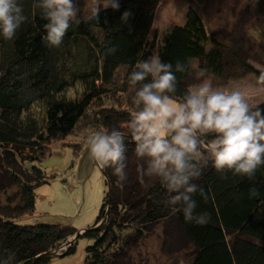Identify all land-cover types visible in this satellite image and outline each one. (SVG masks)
<instances>
[{
	"label": "trees",
	"instance_id": "trees-1",
	"mask_svg": "<svg viewBox=\"0 0 264 264\" xmlns=\"http://www.w3.org/2000/svg\"><path fill=\"white\" fill-rule=\"evenodd\" d=\"M18 2L27 21L12 40L0 36V261L14 254L11 264H49L73 253L84 236L93 242L82 264H134V252L146 237L157 232L166 245L180 230L192 247L188 264H264V166L245 177L218 173L209 163L192 181L208 196L193 194L196 213L210 214L206 224L197 225L185 222L182 212L173 213L158 181L145 177L147 186L140 184L137 167L143 161L135 156L133 143L125 153L123 186H117L112 168H101L107 191L97 221L67 251L53 252L82 229L24 221L36 210V189L48 182L38 163L51 142L73 134L83 119L93 131L117 128L127 134L134 94L127 76L138 60L152 55L150 37L160 0H118L119 10L101 9L98 19L73 23L59 47L42 41L46 21L33 0ZM126 10L130 15L122 19ZM112 47L116 50L109 54ZM159 57L173 65L197 60L216 77L251 72L259 80L264 75L210 33L193 8L185 26L167 31ZM176 75L180 99L194 75ZM258 106L264 108V102Z\"/></svg>",
	"mask_w": 264,
	"mask_h": 264
},
{
	"label": "clouds",
	"instance_id": "clouds-1",
	"mask_svg": "<svg viewBox=\"0 0 264 264\" xmlns=\"http://www.w3.org/2000/svg\"><path fill=\"white\" fill-rule=\"evenodd\" d=\"M32 6L46 21L42 41L49 47H59L73 23L98 19L101 9L120 7L118 0H94L84 17L81 0H33ZM129 15L126 10L122 19ZM27 19L18 0H0V36L5 40H12ZM177 73L193 74L195 80L180 99L175 95ZM258 82L264 83V75ZM127 83L134 93L127 134L117 128L89 132L84 141L88 155L101 168H112L122 187L127 179L125 153L133 143L135 156L143 161L137 167L140 184L147 186L145 177L158 181L169 194L165 203L173 213L182 212L187 223L206 224L210 214L196 213L192 197L197 192L204 200L208 196L192 181L209 163L218 173L245 177L264 166V108L250 104L237 87H215L207 70L191 60L173 65L152 54L135 63ZM12 260L14 254L0 264Z\"/></svg>",
	"mask_w": 264,
	"mask_h": 264
},
{
	"label": "rangeland",
	"instance_id": "rangeland-1",
	"mask_svg": "<svg viewBox=\"0 0 264 264\" xmlns=\"http://www.w3.org/2000/svg\"><path fill=\"white\" fill-rule=\"evenodd\" d=\"M93 6L94 0H81L82 15H90ZM190 8L201 15L210 33L264 70V0H160L150 37V42H155L152 54L159 56V46L170 28L186 25ZM192 62L198 64L197 60ZM209 77L215 87L239 88L252 105L264 102V85L251 72L237 77H228L227 73ZM86 125L88 120L83 119L73 134L51 142L48 155L38 163L46 171L48 182L36 189V210L24 221L55 222L77 230H87L97 221L107 183L101 167L86 151L85 137L93 131ZM162 229L159 227V232ZM173 234L166 245L157 232L146 237L134 252V264H188L192 247L180 230ZM73 237L53 252L60 255L67 251L76 240ZM92 242L81 236L73 253L56 256L49 264H82Z\"/></svg>",
	"mask_w": 264,
	"mask_h": 264
},
{
	"label": "water",
	"instance_id": "water-1",
	"mask_svg": "<svg viewBox=\"0 0 264 264\" xmlns=\"http://www.w3.org/2000/svg\"><path fill=\"white\" fill-rule=\"evenodd\" d=\"M84 231H85V230L83 229L82 231H80L79 233H77L73 238H74V239H75V238H78V236H79L80 234H82Z\"/></svg>",
	"mask_w": 264,
	"mask_h": 264
}]
</instances>
